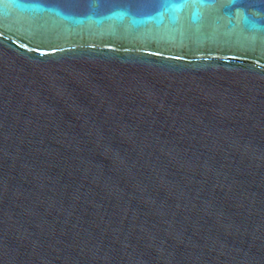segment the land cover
<instances>
[{
    "label": "water",
    "instance_id": "1",
    "mask_svg": "<svg viewBox=\"0 0 264 264\" xmlns=\"http://www.w3.org/2000/svg\"><path fill=\"white\" fill-rule=\"evenodd\" d=\"M261 2L0 0V264H264Z\"/></svg>",
    "mask_w": 264,
    "mask_h": 264
},
{
    "label": "snow or ice",
    "instance_id": "2",
    "mask_svg": "<svg viewBox=\"0 0 264 264\" xmlns=\"http://www.w3.org/2000/svg\"><path fill=\"white\" fill-rule=\"evenodd\" d=\"M165 2H168V0H165ZM209 2L215 3V0H180L181 5H186L188 3L204 4V3H209ZM174 6H179V5H174ZM224 6L256 7L257 3H256V0H227V4H225ZM259 8L261 9V11H264V2H261L259 4ZM241 19H246L243 13H241Z\"/></svg>",
    "mask_w": 264,
    "mask_h": 264
}]
</instances>
